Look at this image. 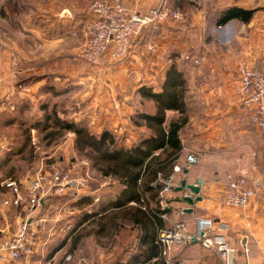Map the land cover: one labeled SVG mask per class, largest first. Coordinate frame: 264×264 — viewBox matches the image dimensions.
<instances>
[{
  "label": "crops",
  "instance_id": "crops-1",
  "mask_svg": "<svg viewBox=\"0 0 264 264\" xmlns=\"http://www.w3.org/2000/svg\"><path fill=\"white\" fill-rule=\"evenodd\" d=\"M129 10L143 11L146 6H154L159 0H124ZM194 9H186V19L182 22H170L166 26L160 28V36L162 40L159 42L158 58L153 60L140 58L139 55L133 57L129 65L120 70H116L111 74L107 65V60L101 66L94 68L88 72L83 78L62 79V74L66 70H61V60L55 52L56 47H60L67 38L59 33L58 27L53 26L48 29L56 37H45L40 33L38 28L31 25L26 19L25 26L28 31L35 34L43 45V53L38 57H43L42 60L29 66L20 63V58L15 56V46L13 42L8 43L3 40V34L0 33V115L5 110L6 106L14 109L17 100H34L35 91L38 89L48 88L53 93L58 92L57 88L63 87V92H67L69 87L77 85L78 81H84L86 85L100 86L108 85L104 90L97 89L91 93V97L106 96L107 101L112 100L114 106L118 109V104L124 107V110H118L117 116L119 122L126 123L127 115L132 109L136 108L139 98L137 92L141 83L137 81L138 74H145V79H148L149 71L163 68L161 63L169 57V53L174 50L179 52L192 51L203 55L207 58L206 62L200 67L194 84L191 79H186L187 90L195 89L190 92L188 97V108L190 112L189 122L181 132L182 152L176 163L181 167V171L174 172V187L164 193L170 208L168 211V221H163L164 226H170L173 223L184 220L187 224V229L190 232H195L199 229L198 220L202 217H212L216 226L213 230V235L226 240L236 250L234 258L236 264H263L264 257V176L259 175L255 165L252 164L253 156L259 154V149L253 150L254 133H258L260 137L257 142L264 143V129L256 128L250 121V110L246 108L239 99V81L238 68L241 64L257 67L264 70V0H187ZM180 5L185 4L179 1ZM8 3V2H7ZM6 3V4H7ZM230 6H238L245 9H256L253 17L248 22L231 20L225 24L212 25L223 9ZM148 8H146L147 10ZM79 11L83 8L78 9ZM26 18V17H25ZM210 20V21H209ZM31 25V26H30ZM56 25V24H55ZM58 26V25H56ZM56 32V34H55ZM196 33V40L193 34ZM212 39V46L202 41V36H207ZM66 39V40H65ZM194 41L196 50H194ZM68 42V41H67ZM67 47V46H62ZM211 47V48H210ZM47 49V50H45ZM54 51L52 55L45 56V51ZM60 50V49H59ZM61 51V50H60ZM56 53V54H55ZM168 55V56H167ZM36 56H33V58ZM164 58V59H163ZM58 59V60H56ZM147 59V60H146ZM154 67L156 69H154ZM143 70V71H142ZM66 75V74H64ZM151 77V75H150ZM164 77V74L161 76ZM33 78V79H32ZM63 80V81H62ZM111 81L113 83H111ZM87 89V88H86ZM62 92V88H61ZM108 95L112 98L108 100ZM128 101V103H127ZM107 118V117H105ZM3 139L0 138V148L4 147ZM194 154L197 157V163L186 165V156ZM7 159L2 160L0 163ZM228 174L234 176H245L249 183L254 186L256 195L246 208H227L224 207L221 200L225 186V178ZM190 183L202 181L204 185L201 187V201H196L193 204H188L182 198L184 195L191 194L188 189L177 191L174 188L180 184L182 180ZM108 188V187H107ZM107 188L96 190L99 193H106ZM9 192V191H8ZM81 195L74 196L68 193L64 197L48 198L44 201V209L51 221L56 222V226H61L64 223L74 222L73 213L71 211L57 213L55 210L63 200L68 201L72 209L77 208L76 202L82 196H91L92 204L89 208L98 210L97 203L98 195ZM180 197L181 202H177L176 198ZM153 204L152 202H150ZM131 204H134L133 202ZM49 206V207H48ZM15 212L14 225L6 229L8 234L16 230L21 219L20 211L11 206ZM186 208H191L190 213L185 212ZM111 210V209H110ZM107 210L106 213L110 212ZM99 211V210H98ZM184 211L183 215L179 212ZM53 212V216L50 213ZM99 215H105L104 211H99ZM88 222V221H86ZM85 222V223H86ZM80 224V225H79ZM77 227L82 226L79 223ZM219 224H225L226 227H221ZM71 226V230L73 229ZM125 229L132 228V223L128 220L124 223ZM136 236L131 240L120 239L112 235L111 240L106 233H102L101 237L108 240L109 245L116 247L127 244L132 246L131 251L146 250L149 242H144L139 239L140 231L134 229ZM59 238V237H58ZM48 240L44 250L38 254L23 259L15 264H32L39 261L53 260L58 257L65 249V246L70 245L71 240ZM115 239V240H114ZM124 241L126 243H124ZM51 250L48 252L50 247ZM243 246L248 249L245 254ZM107 248L106 252H101L99 257L103 259L101 264H109L108 260L112 257L111 251L114 248ZM48 253L46 256L44 254ZM126 254L121 259H127ZM67 254L64 260L69 259ZM169 264H218L216 256L204 250L197 242H193L189 246L183 248H175L170 254ZM173 258V259H172ZM126 260H123L125 262ZM99 263V264H100ZM166 264V260L158 255L152 257L147 262L138 264Z\"/></svg>",
  "mask_w": 264,
  "mask_h": 264
},
{
  "label": "rangeland",
  "instance_id": "rangeland-1",
  "mask_svg": "<svg viewBox=\"0 0 264 264\" xmlns=\"http://www.w3.org/2000/svg\"><path fill=\"white\" fill-rule=\"evenodd\" d=\"M89 1L90 0H0V7L5 6L7 2L15 3L17 6H19L17 13L11 14L8 10V13L4 15L0 10V33L3 34L2 36H4L2 39L7 40L8 43L13 42V46L16 47L14 53L16 58H20V63H24V65L29 64V66H31L34 63L42 60L43 57L37 58V56L43 53L42 51L45 47L41 45L42 43H40V40L35 36V34L33 35V33L28 31V27L25 26L26 19L30 21L32 26L38 28L42 35L44 33L45 37H56L51 31L49 33L47 32L48 29L52 28L53 26L58 27L60 34L65 33L61 36L64 35L66 38L68 37L60 47H56L54 50L59 56L58 59L61 60V70L62 68L63 70H66L64 73L66 75H61L62 79L64 76L65 80L67 81L70 78H74L73 76H76L77 78H83L88 72L92 71L98 66H91L76 56L77 42L74 39H71L67 34L69 24L68 16L69 14L77 15L79 12L78 9L85 8ZM179 1H183L185 4L180 5ZM166 2L170 4V6L178 8L184 13L186 9L196 8L194 5L191 6L187 0H166ZM149 7L150 6H146V8ZM146 8L143 11H145ZM218 20L219 16L214 22H212V20L209 21L212 25H221L218 23ZM167 24L168 23H165L161 27H164ZM160 35L161 34H155L158 46L159 42L163 38ZM193 38L195 40L197 39L196 33L193 34ZM207 38L210 37L208 35L202 36L201 39L202 41L205 39V43L209 46H212V39L207 40ZM195 44L196 43L194 41V45ZM64 45L67 47H62ZM194 50H196V45L194 46ZM54 51H45L46 53L44 54V57L50 55L53 56L52 53ZM186 53L200 56V54L192 51V49L185 53L179 52V50H174L168 54L171 59L167 57V59L161 63L163 67L161 70L160 68L156 69L154 67V69H156V72H154L153 70L149 71L148 68V79L144 80V82L152 85L154 89L159 88L164 78L161 76L165 74L166 70L171 65H173L182 72L187 80L191 79L192 83L194 84L198 73V66L200 67L206 61L202 62L200 65H195L191 61L183 59L182 55ZM33 56L36 57L33 58ZM174 56L179 58L174 59ZM141 57H148L149 59L153 58V60L156 58L153 56H148V54L140 55V58ZM107 67L108 69H106V71H109L111 74L118 70L114 66ZM140 75L143 76V79L146 78L145 74ZM81 80L82 79H80V81H78L77 85L74 87H69L67 92H63V87H60L57 88L58 92L53 93L52 90H47L48 88L46 87L44 89H38L35 91L36 99L34 100H17L15 105H17V107L22 106L21 110L16 113V115L9 114L6 117V119L11 118L12 122L10 124L0 126V138L3 139L2 141L4 144V147L0 148V158L2 160L7 159V162L2 161L0 163V240L8 234L6 229L10 228L11 224L14 225V221L16 220L13 213L15 211L3 203V200L9 196V190L5 186L6 181L8 179L22 180L26 178V176L33 173V171L41 163L48 167H50L52 164L58 165L60 167L75 166V168H77V170L80 172L86 173L88 171L87 173L91 177L89 181L91 180L92 192L95 194L97 193L96 195L99 196L102 193L98 194L96 190L100 189L99 192H101L102 189L108 187L105 189L107 190L106 192L109 191L108 194H116V187H114V184L110 178H106L103 172L100 171V168L105 166V163L98 161L95 155L90 153L89 148H77V135L74 132L61 128L59 125L55 124L54 117L56 115L63 120L75 122L81 121L86 123L85 121H87V127L85 126V128L89 132H99L101 129H109L114 134L123 133L126 137V142L134 139L137 140L140 132L138 130L146 131V129H144L145 127L143 123L140 126V129L131 126V120L135 114V108L132 109L131 113L127 115V118H124V120L126 119V123L121 121L117 124L116 122L119 118L117 116V112L118 110H124V107L121 106V103H117V109L114 106V102L110 100L112 98L111 95H108V100L110 101L104 99L106 96H102V94H100L99 97L93 99L90 95L91 93L96 92L97 89L101 91L104 90L108 87V85L102 84L100 86H96L94 83L93 85H86V89L84 87L86 83ZM111 83L113 82L111 81ZM191 89L186 91L187 104L189 102L188 97L190 92L195 90ZM136 100L139 101V98ZM144 104V108L148 110L152 103L149 100L145 103L142 102V105ZM14 109L12 110L10 106H6L5 110L0 115V120L4 119L2 118L4 114L12 112ZM108 112H111L112 114H108ZM48 115H50L51 118L48 120L44 119ZM108 115H113L114 118H108ZM175 116H178V113L167 111L166 123ZM254 137L253 150L257 152L259 149V154H255L253 156L254 158L252 160V164L255 165L258 174L264 176V143L261 142L260 139L257 142L256 139L260 137L258 133H254ZM91 194L94 195L93 193ZM164 199H166V197H164ZM176 200L177 202L182 201L180 197L176 198ZM81 209V206H78L75 209L70 207L68 210L71 211L70 213L74 212L72 216H74V222H76V226H78L79 222L81 221L83 211L89 213L98 212L96 209H94V207L90 209H87L86 207L83 210ZM20 215V217H22V214ZM50 215L53 216V212L50 213ZM96 216L97 218L99 217L98 215ZM93 220L94 219H91L88 222L81 224L82 226L77 228L76 226L73 227L74 224L72 223L71 226L73 229L68 231V233H60V236H53V238H55L54 240H71L72 242L76 235H79L80 233L85 234L87 232H91L89 235L81 239V242L74 253L69 251L70 245L68 244V246H65L64 251L53 260H48V262L42 260L39 261V263L35 262L32 264H99L101 261H103V259L99 257L101 252H106L105 250H107V248L110 249L112 247H116V245H109L108 240L102 238L100 234L94 232V230H96V226L94 223H92ZM126 233L127 232L120 233L119 240H126L129 238L130 236H126ZM109 237V240H111L112 235ZM124 243L126 242L124 241ZM126 245L127 244L121 245L119 248L117 246L113 249V251H111L113 254L110 260H108L109 264H113L114 260L117 258L124 257L127 254L124 252L126 247L129 249V252H131L132 246ZM51 248L52 246L48 252L51 250ZM47 254L48 253L44 254V256ZM67 254L70 256V258L63 261V258Z\"/></svg>",
  "mask_w": 264,
  "mask_h": 264
},
{
  "label": "built area",
  "instance_id": "built-area-1",
  "mask_svg": "<svg viewBox=\"0 0 264 264\" xmlns=\"http://www.w3.org/2000/svg\"><path fill=\"white\" fill-rule=\"evenodd\" d=\"M68 17L67 34L77 42L76 56L91 66H101L107 60V66H114L118 70L129 65L136 55L140 57L148 54L158 58L155 34L160 33V28L165 23L182 22L186 19L184 12L170 6L166 0H159L145 11L129 10L124 0H90L77 15L69 14ZM182 57L195 65H200L207 59L203 55L190 53ZM140 74L137 78L140 86H149ZM238 81L239 99L250 110L251 123L256 128L264 129V70L241 64L238 68ZM108 118L114 117L108 115ZM197 161L192 153L186 156V165L196 164ZM179 171L181 167L175 164L172 174L164 177L158 173L153 182L154 188L157 183L163 184L156 197L161 209L170 208L168 201L164 199V193L173 188L174 172ZM87 172H80L75 166L60 167L52 164L48 167L41 163L26 178L6 181L9 196L3 203L17 208L22 217L16 230L0 240V264H15L38 254L44 250L48 240H53V236H60V233L71 230L69 223L56 226V222L51 221L46 213L43 214L48 210L44 209V201L48 198L64 197L68 193L74 196L90 195L91 177ZM196 184L200 189L204 185L202 181ZM255 195L256 190L247 177L228 174L221 202L227 208L243 209L250 205ZM69 208L68 201L63 200L55 210L60 214ZM179 214L183 215L184 211ZM159 216L164 221L169 219L168 212H162ZM198 222L199 229L193 233L187 229L184 220L159 229L156 243L166 264H169L173 249L189 246L193 242L199 243L204 250L216 256L218 264H236V250L228 241L213 235L215 220L212 217H202ZM219 225L226 227L225 224ZM243 252H248L245 246ZM243 264L249 263L246 261Z\"/></svg>",
  "mask_w": 264,
  "mask_h": 264
},
{
  "label": "trees",
  "instance_id": "trees-1",
  "mask_svg": "<svg viewBox=\"0 0 264 264\" xmlns=\"http://www.w3.org/2000/svg\"><path fill=\"white\" fill-rule=\"evenodd\" d=\"M5 15L9 12L17 13L19 6L8 2L0 7ZM256 9H245L238 6H230L220 13L218 23L223 24L232 19L241 22H248L254 15ZM33 79V78H32ZM187 83L185 76L180 70L171 65L165 72L163 81L159 88L152 86H140L137 90L139 101L135 108V114L131 120L132 127L140 129L142 123L145 130H138L137 140L126 142L124 134H114L109 129H102L99 132H89L85 128L87 121L75 122L63 120L55 115V124L61 128L68 129L77 135L76 146L79 149L89 148L90 153L95 155L98 161L104 162L105 166L100 168L105 177H109L116 194L102 193L97 196L95 204L99 211L110 212L99 215L100 212H82L79 223L94 219L97 234L106 233L117 235L127 232L131 240L136 236L134 229L140 231L139 239L149 242L146 250L131 251L127 247L124 252L128 254L127 259L117 258L113 264H138L147 262L152 257L160 254V248L156 243L158 231L164 227V220L159 214L168 212L169 209H161L157 204L158 191L163 184L157 183L154 188L153 182L158 173L166 177L173 173V167L177 163L181 152V132L189 122V108L186 103ZM152 103L148 110L142 102ZM22 107V106H21ZM21 107H15L14 111L4 114L0 120V126L10 124L11 118L6 119L9 114L16 115ZM13 110V109H12ZM178 113L166 123V112ZM48 115L44 119H50ZM87 127V126H86ZM114 193V192H113ZM134 204H131V203ZM152 202L153 204H151ZM92 204L91 196H82L76 202V207L81 206L90 209ZM98 215L99 217L97 218ZM96 218V219H95ZM132 223V228L125 229L124 223ZM91 232L76 235L70 244L69 251L74 253L81 242V239ZM115 240V239H114ZM119 240V238L117 239ZM127 246V245H126ZM123 260H126L123 262ZM161 264V263H159ZM164 264V263H162Z\"/></svg>",
  "mask_w": 264,
  "mask_h": 264
},
{
  "label": "water",
  "instance_id": "water-1",
  "mask_svg": "<svg viewBox=\"0 0 264 264\" xmlns=\"http://www.w3.org/2000/svg\"><path fill=\"white\" fill-rule=\"evenodd\" d=\"M174 189L177 191H183L184 189H188L190 191L191 194L184 195L182 198L188 204H193L196 201L202 200V196L200 195V186L196 183H190L184 179L180 182V185L176 186ZM184 211L190 213L192 209L186 208Z\"/></svg>",
  "mask_w": 264,
  "mask_h": 264
}]
</instances>
